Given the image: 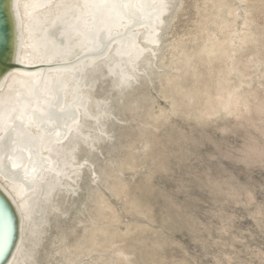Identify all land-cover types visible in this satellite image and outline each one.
Returning a JSON list of instances; mask_svg holds the SVG:
<instances>
[{
    "label": "rangeland",
    "instance_id": "obj_1",
    "mask_svg": "<svg viewBox=\"0 0 264 264\" xmlns=\"http://www.w3.org/2000/svg\"><path fill=\"white\" fill-rule=\"evenodd\" d=\"M166 1L135 70L66 55L87 57L69 81L96 116L0 264L15 244L8 264H264V0Z\"/></svg>",
    "mask_w": 264,
    "mask_h": 264
},
{
    "label": "bare ground",
    "instance_id": "obj_2",
    "mask_svg": "<svg viewBox=\"0 0 264 264\" xmlns=\"http://www.w3.org/2000/svg\"><path fill=\"white\" fill-rule=\"evenodd\" d=\"M166 3V0H0V16L4 17L3 24L0 23V177L7 180V188L0 183V212L6 221L1 225L0 252L9 244L16 216L21 227L23 217L28 215L29 196L43 186L48 187L47 192L52 191L56 182L61 184L62 177H71L58 156L71 143L73 147L77 143L84 124L82 116H96L86 111L89 95L81 101L78 81H69L80 76V64L86 60L83 56L90 61L103 58L104 64L113 60L114 66H108L112 71L115 66L122 67V61L135 70L139 58L155 55L157 31ZM75 47L86 54L76 55L80 58L71 61L66 55ZM7 59L16 65L10 64L3 70ZM120 72L122 79L134 78L136 74L122 68ZM20 234L16 242L20 241ZM17 245L1 264L11 262Z\"/></svg>",
    "mask_w": 264,
    "mask_h": 264
},
{
    "label": "water",
    "instance_id": "obj_3",
    "mask_svg": "<svg viewBox=\"0 0 264 264\" xmlns=\"http://www.w3.org/2000/svg\"><path fill=\"white\" fill-rule=\"evenodd\" d=\"M11 59H7V61H5V62H8V61H10Z\"/></svg>",
    "mask_w": 264,
    "mask_h": 264
}]
</instances>
